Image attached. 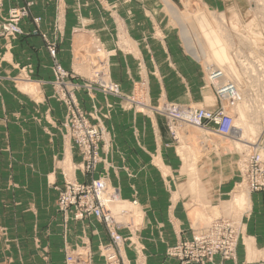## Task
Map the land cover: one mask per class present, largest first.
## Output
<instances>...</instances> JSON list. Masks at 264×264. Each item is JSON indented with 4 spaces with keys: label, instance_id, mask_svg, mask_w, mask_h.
Instances as JSON below:
<instances>
[{
    "label": "rangeland",
    "instance_id": "1",
    "mask_svg": "<svg viewBox=\"0 0 264 264\" xmlns=\"http://www.w3.org/2000/svg\"><path fill=\"white\" fill-rule=\"evenodd\" d=\"M37 1L0 0V38L7 46L29 32L43 40L49 75L25 62L6 78L40 107V130L56 151L54 171L49 187L31 185L34 175L25 170L18 177L24 186L8 189L12 199H24V214L16 219V205L9 206L7 225L0 214L4 263L16 256L23 263H55L60 257L64 264L148 263L146 246L153 237L143 233L145 211L135 198L122 197L111 173L125 161L122 154H131L138 161L152 155L148 165L167 175L161 142L179 158L174 164L181 165L180 175L207 179L213 172L198 165L213 161V180L221 181L213 204L196 211L188 206L189 235L165 244L163 261L235 264L255 208L264 218V0H94L110 26L83 27L67 40V0H43L53 13L50 38L41 30L42 15L33 13ZM202 7L212 21L200 25ZM216 26L225 48L222 61L214 53L218 45L208 43ZM240 103L246 116L237 131L245 124L255 129L242 134L245 145L232 134ZM197 119L198 126L190 123ZM236 195L244 199L238 202ZM48 196L58 220L36 201ZM90 221L102 227L104 241L94 247L84 233L68 240L70 222H87L85 229ZM59 229L60 243L54 233Z\"/></svg>",
    "mask_w": 264,
    "mask_h": 264
},
{
    "label": "crops",
    "instance_id": "2",
    "mask_svg": "<svg viewBox=\"0 0 264 264\" xmlns=\"http://www.w3.org/2000/svg\"><path fill=\"white\" fill-rule=\"evenodd\" d=\"M12 1L18 3L19 0ZM67 2L68 13L63 26L66 40L71 39L72 32H82L83 27L98 31L105 23L110 26V22L103 19L104 13L98 7L97 1L67 0ZM9 4L7 2L3 9L6 10ZM36 5L33 7V13L42 15L41 30L50 38L53 16L51 6H47L43 0H38ZM76 7L79 10V15L75 13ZM22 25L27 31L32 28L26 22ZM74 27H81V29L74 32ZM29 33L27 36L12 41L11 46H7L6 40L0 38V214L5 219V225H7L6 216L9 217V206L16 205V219L19 218L22 221L23 218L24 199L19 198L18 195L12 199L11 195H8L9 188L24 186L18 177L22 176L25 170L33 173L34 179L31 185L39 189L49 187L47 178L54 171L56 151L53 145L45 141H49V139L40 130V107L18 93L12 87L10 80L6 78L7 75L16 74L17 67L25 62L33 63L37 72L42 71L43 74L49 75L50 58L44 49L43 40L39 34ZM132 42H135L133 38ZM106 43H110L109 38ZM53 106L56 107L55 103ZM157 140L160 141L159 135H157ZM158 151L162 162L165 161L167 164L164 166L167 169V175L162 173V177H160L158 170L148 165L152 155L149 157L144 155L143 159L138 161V158L131 154H122L125 156V161H118L116 170L111 173V180L112 184L120 188L122 197L135 198L145 211L147 225L143 233L153 237V241L147 243L146 246L147 254L150 257L146 264H176L168 260L163 261L160 253L163 251L164 245L173 242L179 236L189 235V214L191 212L188 206L192 205L196 211L203 207V203L213 204L216 189L220 187L221 181L215 183L213 180V161L210 162V166L209 163L198 165V169H203L206 165V171L213 172L212 176H208L207 179L190 181L180 175L181 165L174 164L179 162V158L173 149H166L160 142ZM194 188L197 192L192 191ZM197 193H200L201 197ZM258 199L262 198L255 197L254 200ZM36 201L38 204H47L46 208L50 209L53 218L58 220L53 201L49 196L45 201L42 198H38ZM39 213L42 214L41 211ZM262 215L263 213L255 208L249 217L243 244L239 245L235 264H264V218ZM85 223L70 222L69 231L66 233L70 242H75L83 233L85 237L91 239L90 243L94 247L106 239L104 231L98 223L90 221L89 226L87 225L85 228L86 231L83 226ZM17 230L19 231L16 232V236L18 237L19 233L22 237L23 229L17 227ZM54 233L60 243L62 229ZM4 260L5 257L0 256V264H64L61 257L60 262L55 263H23V259L18 256L14 260L12 259L14 263H4Z\"/></svg>",
    "mask_w": 264,
    "mask_h": 264
},
{
    "label": "bare ground",
    "instance_id": "3",
    "mask_svg": "<svg viewBox=\"0 0 264 264\" xmlns=\"http://www.w3.org/2000/svg\"><path fill=\"white\" fill-rule=\"evenodd\" d=\"M202 4V3H201ZM200 4V5H201ZM204 5V4H203ZM193 7V6H192ZM201 7V6H200ZM193 9V8H192ZM206 9V8H205ZM200 10V9H199ZM202 11H203V13H200V15L198 16V19L200 20V25H203L204 24V22L205 21H212L210 18V16L209 15H207L206 14V11L205 10H203V7H202V9H201ZM205 11V12H204ZM220 17L218 18V21H219V23H220V27L223 25V17H222V14L220 13ZM210 18H209V17ZM213 19V18H212ZM214 20V19H213ZM214 24H215V22H213ZM215 26V25H214ZM224 26H222V28H223ZM85 39V38H84ZM210 45H218V47H215V56L216 57H220V58H222V59H220L219 61H222L224 58H225V56H226V54H225V48H224V46H222V43H221V40L218 38V34H217V26H216V29H214L213 30V32H211L210 34H209V42H208ZM218 43H220V44H218ZM88 45H90V44H88ZM78 48V47H77ZM78 50V49H77ZM230 66H231V63H230ZM249 69H250V66L248 67ZM251 69H253V68H251ZM250 69V71L252 72V70ZM253 71H254V69H253ZM251 72H250V75H252L251 74ZM111 93V92H110ZM243 100V99H242ZM241 101V100H240ZM244 101V100H243ZM245 102V101H244ZM239 103V102H238ZM240 105H241V103H240ZM240 105H238V113H239V115H238V118L235 120V128L233 129V132H232V134H233V137H235L234 139L236 140V141H241V142H243L242 141V134H244L246 131L247 132H251V130H255L254 129V127L252 126V125H250V124H248L249 125V127L245 124L244 125V127H243V131H241V133H239L240 131H237V129H236V127L238 126L237 124H238V122H240L241 121V124H242V122H243V120H245L244 119V117L246 116L245 114H246V112H245V110H243V108H245L246 107V105H243V103H242V107L240 106ZM263 110V109H262ZM263 113V112H262ZM245 123H246V121H245ZM233 128V127H232ZM239 130V129H238ZM232 131V130H231ZM259 133V132H258ZM191 134V133H190ZM260 134V133H259ZM197 136V135H196ZM237 142V143H238ZM240 143V142H239ZM238 143V144H239ZM245 142H243V144H244ZM243 144H240V145H243ZM245 145V144H244ZM261 149V148H260ZM254 150H255V148H254ZM253 150V151H254ZM264 151V150H263ZM241 191V190H240ZM236 194V193H235ZM242 195H243V193H242ZM238 196V195H236L237 196V198L235 199L236 201H238V202H241V200H243L244 199V197L243 196ZM235 196V195H234ZM243 202V201H242ZM238 204V203H237Z\"/></svg>",
    "mask_w": 264,
    "mask_h": 264
},
{
    "label": "built area",
    "instance_id": "4",
    "mask_svg": "<svg viewBox=\"0 0 264 264\" xmlns=\"http://www.w3.org/2000/svg\"><path fill=\"white\" fill-rule=\"evenodd\" d=\"M201 115H202V116H205L203 112H201ZM198 122H199V119H197V120L194 121V122H190V123H192V124H194V125H197ZM197 126H198V125H197Z\"/></svg>",
    "mask_w": 264,
    "mask_h": 264
}]
</instances>
